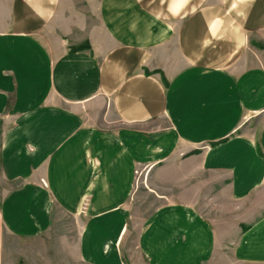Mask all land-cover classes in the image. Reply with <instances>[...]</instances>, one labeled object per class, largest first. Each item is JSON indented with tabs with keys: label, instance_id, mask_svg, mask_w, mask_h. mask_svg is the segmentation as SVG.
Masks as SVG:
<instances>
[{
	"label": "crops",
	"instance_id": "crops-1",
	"mask_svg": "<svg viewBox=\"0 0 264 264\" xmlns=\"http://www.w3.org/2000/svg\"><path fill=\"white\" fill-rule=\"evenodd\" d=\"M2 5L0 230L42 234L61 209L82 217L84 261L127 264L145 164L164 188L234 203L215 223L183 195L158 206L135 240L145 264L225 249L264 264V66L250 57L264 55V0Z\"/></svg>",
	"mask_w": 264,
	"mask_h": 264
},
{
	"label": "rangeland",
	"instance_id": "rangeland-1",
	"mask_svg": "<svg viewBox=\"0 0 264 264\" xmlns=\"http://www.w3.org/2000/svg\"><path fill=\"white\" fill-rule=\"evenodd\" d=\"M7 0H0L2 9ZM259 42V41H258ZM256 43V42H255ZM263 44V43H261ZM257 44L248 45L252 50ZM264 46V44H263ZM252 47V48H251ZM260 48V47H259ZM255 50V49H254ZM251 57L252 63H261L264 66L262 51H254ZM261 52L258 56V53ZM133 183L130 196L127 201L130 209V217L126 235L120 243V251H124V260L127 264H145V259L140 255L136 247V236L144 221L154 210L167 202L179 201L178 196L183 195L184 201L192 205L208 222L224 220L231 202L225 192H205L206 196L196 198L194 192L187 190V194L180 188H164L156 183L157 171H152L147 165H136L133 170ZM185 189V188H183ZM170 194V195H169ZM82 217L65 213L59 209L52 216V225L42 234L29 238L18 237L0 230L1 264H92L84 261L81 249L82 244ZM229 251V250H228ZM219 250L204 264H260L243 263L235 260L230 251Z\"/></svg>",
	"mask_w": 264,
	"mask_h": 264
}]
</instances>
